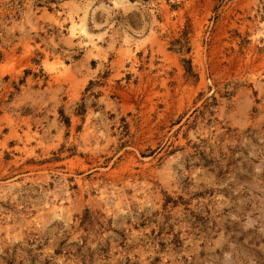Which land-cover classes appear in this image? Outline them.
I'll return each mask as SVG.
<instances>
[{"label":"rangeland","instance_id":"obj_1","mask_svg":"<svg viewBox=\"0 0 264 264\" xmlns=\"http://www.w3.org/2000/svg\"><path fill=\"white\" fill-rule=\"evenodd\" d=\"M0 264H264V0H0Z\"/></svg>","mask_w":264,"mask_h":264}]
</instances>
